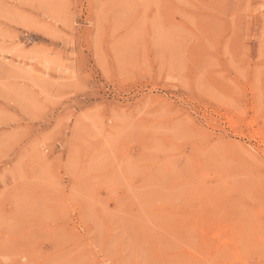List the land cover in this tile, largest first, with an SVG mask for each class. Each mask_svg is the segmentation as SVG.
Listing matches in <instances>:
<instances>
[{"label":"rangeland","instance_id":"374dc122","mask_svg":"<svg viewBox=\"0 0 264 264\" xmlns=\"http://www.w3.org/2000/svg\"><path fill=\"white\" fill-rule=\"evenodd\" d=\"M182 263L264 264V0H0V264Z\"/></svg>","mask_w":264,"mask_h":264},{"label":"bare ground","instance_id":"6f19581e","mask_svg":"<svg viewBox=\"0 0 264 264\" xmlns=\"http://www.w3.org/2000/svg\"><path fill=\"white\" fill-rule=\"evenodd\" d=\"M207 4V3H206ZM204 9V8H203ZM260 106V105H259ZM255 135V134H254ZM230 149V148H229ZM261 175V174H260ZM151 180V179H150ZM156 183V182H155ZM82 187V186H81ZM201 200H202V198H201ZM107 224V223H106ZM169 242H171V241H169ZM225 248V247H224ZM236 258V257H235ZM238 258V257H237ZM237 261H238V259H237ZM189 262V261H188ZM183 264V263H182Z\"/></svg>","mask_w":264,"mask_h":264}]
</instances>
